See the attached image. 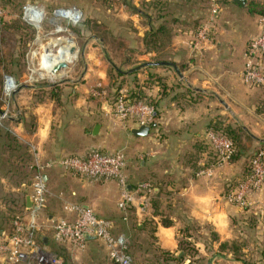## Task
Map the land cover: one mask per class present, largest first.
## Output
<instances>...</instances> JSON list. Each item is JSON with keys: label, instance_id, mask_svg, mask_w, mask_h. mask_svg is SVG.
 Returning <instances> with one entry per match:
<instances>
[{"label": "crops", "instance_id": "0c3cea01", "mask_svg": "<svg viewBox=\"0 0 264 264\" xmlns=\"http://www.w3.org/2000/svg\"><path fill=\"white\" fill-rule=\"evenodd\" d=\"M152 1L126 0L105 8L111 32L128 46L131 42L140 46L144 34L160 24L171 30L163 59L175 63L181 76L172 66H145L138 70L136 82L122 88H135L137 83L139 92L154 99L157 114L147 135H134L135 122L113 116L108 98L91 96L90 89L97 82L106 86L105 79L74 85L68 101L62 94L58 101L48 93L39 100L30 94L24 104L26 110L32 109L35 126L27 130L21 118L10 117L5 132L18 146L0 130V186L8 168L19 171L28 164L42 166L92 148L122 149L127 156L124 173L128 183L148 180L154 185L151 207L137 214L135 223L142 234L139 243H146L145 234L152 232L157 249L154 259L174 264H264V185L249 195V206L231 203L228 194L243 174L245 157L219 163L205 139L211 123L221 121L246 130L251 139L243 142L249 152L264 150V88L251 87L242 79L243 52L258 33L257 15L249 8L252 2L264 0H245V5L221 0L216 30L198 46H193V32L207 15V0ZM153 55L142 52L139 59L152 61ZM45 57L66 62L72 56L67 47H61ZM153 74L165 90L157 81H148ZM43 180L48 194L44 207L37 211L38 220L44 210L49 211L51 222L64 215L66 200L85 204L113 223L131 219L132 213L123 220L117 208L120 189L115 181H90L58 165L44 168ZM37 224L39 241L46 248L48 239L41 233L51 230V223ZM96 243L104 245L90 238L84 250ZM185 243L195 248L194 255L184 253ZM233 243H239L241 255L221 247ZM142 253L143 259H150L145 249Z\"/></svg>", "mask_w": 264, "mask_h": 264}, {"label": "rangeland", "instance_id": "374dc122", "mask_svg": "<svg viewBox=\"0 0 264 264\" xmlns=\"http://www.w3.org/2000/svg\"><path fill=\"white\" fill-rule=\"evenodd\" d=\"M26 4L36 7L38 14L34 22L24 16L23 7ZM107 6L108 3L105 0H0V8L3 11L0 24V67L2 71L0 116L2 111H6V116L0 117V130L8 131L6 127L10 117L16 120L21 118L27 130L35 126L32 109L26 110L24 104L30 94L39 100L48 93V96L54 97L57 101L62 98V94L68 101L74 85L87 80L95 83L105 79V82L108 81L105 86L108 91L106 98L110 99L118 89L129 87L137 80L138 70L124 74L117 69L126 71L142 62L137 52L140 49L139 43L131 42L129 53L125 52L120 56L117 49L116 51L113 49L114 44L104 39L111 32L105 12ZM68 8L72 11H70V17L63 18L58 15L60 9ZM255 19L258 26V16ZM72 46L75 47V51L71 53L70 60H66L67 66L57 74L53 73L52 68L58 61L56 58H46L45 54L48 52L54 54L61 47H67L70 50ZM53 60L55 61L52 62ZM6 77L13 82V87L9 92L3 89ZM109 89H111L110 93ZM8 169L10 171L4 173V181L2 180L0 186V227L9 224L17 206L19 193H22L14 188L20 181L26 180L27 183L32 173L29 168L22 169V171ZM48 215L49 211L44 210L37 222L50 224ZM130 217L131 219L125 224L115 221L113 232L125 234L134 264L161 261L153 258L157 249H155L152 232L145 234L146 243H139L138 240L142 234L135 224L137 223L136 214L132 212ZM41 235L48 239L46 248L55 251L61 257V264H113L109 260L106 248L101 243H96L90 250L87 248L81 251L57 245L50 238L51 230L43 229ZM184 245L188 246L190 255L195 254L193 246L189 243ZM143 249L150 257L149 260L143 259ZM0 264L5 263L0 260Z\"/></svg>", "mask_w": 264, "mask_h": 264}, {"label": "built area", "instance_id": "2783aa9c", "mask_svg": "<svg viewBox=\"0 0 264 264\" xmlns=\"http://www.w3.org/2000/svg\"><path fill=\"white\" fill-rule=\"evenodd\" d=\"M120 3L121 0H109ZM207 15L193 32V46L211 39L216 29L217 20L221 13V0H207ZM67 10V11H66ZM60 9V17H70V9ZM72 12V11H71ZM24 16L31 22L38 14L34 5L23 7ZM3 11L0 8V24ZM258 33L251 37L243 52L244 67L242 79L253 87L264 88V17L258 16ZM13 82L7 77L3 89L9 92ZM94 98L106 99L108 91L100 82L90 89ZM126 89H119L112 102L113 116L120 120L130 119L137 126L151 125L155 108L150 103L149 96L139 93L129 97ZM1 116H6L2 111ZM0 116V117H1ZM206 141L212 147L219 163L229 162L234 152L231 139L223 133L209 129L205 134ZM250 171L246 178L228 194L231 203L245 208L249 206V195L264 185V151L257 149L250 158ZM55 165L65 172L75 173L90 181H115L119 185L117 208L123 220L132 212L144 214L151 207L154 186L148 180L129 184L124 170L127 156L122 149L106 152L99 149H89L83 155H66L58 159L46 161L42 166H36L37 172L33 177L30 196L37 208L26 209L14 216L7 230L0 231V260L5 264H61V257L44 248L39 241L37 229V211L46 202L48 188L43 180V169ZM64 215L52 220L50 229L52 239L61 245H68L76 250H84L90 238L100 240L107 249L109 260L113 264H134L128 250V239L123 233H114V223L99 217L87 205L66 200L62 204ZM29 212V215H28ZM149 264H173L167 261H156Z\"/></svg>", "mask_w": 264, "mask_h": 264}, {"label": "trees", "instance_id": "16d2710c", "mask_svg": "<svg viewBox=\"0 0 264 264\" xmlns=\"http://www.w3.org/2000/svg\"><path fill=\"white\" fill-rule=\"evenodd\" d=\"M108 3L109 7L110 5L114 4L109 0H105ZM121 2H125L126 0H121ZM152 3H156L155 0L152 1ZM250 12L253 14H256L257 16H262L264 17V2H252L249 8ZM200 22L196 25V28L199 26ZM194 30V31H195ZM108 33V31H107ZM107 38H104L105 40H107L108 42H110L113 45V49H117V53L122 56L125 52L126 54L129 53V46L126 45V43L124 44V42H122L121 40H119L117 38V36H114L111 32L109 34H107ZM170 37H171V30L164 24H160L157 27H152L150 28L143 36L142 41H141V45L139 46V50L137 51L138 53H154L153 56H151V60L152 61H166L163 59L164 57V50L165 48L168 46L169 42H170ZM134 51V50H133ZM116 53V54H117ZM117 54V56H119ZM119 73V72H118ZM1 75H2V71H1V67H0V80H1ZM119 75H121L119 73ZM151 76V80L148 81H157L158 84L162 87L163 90L166 89V86L164 85V83L160 80V78L155 77L154 74L150 75ZM136 82V80L134 81ZM135 88H131L128 89V92L130 94V98L138 96L139 95V91L137 90V83H134ZM148 85V82H147ZM121 89V88H120ZM109 93L111 92V89H109ZM119 90V89H118ZM117 90V91H118ZM117 91L115 92V94L113 96H111V98H108V102L109 105L112 104V102L115 99V96L117 94ZM187 91H191V90H186ZM150 103L153 105V107L155 108V114H154V118L156 117L157 114V107H156V103L154 101V99H152L151 97L149 98ZM152 124V123H151ZM209 129L215 131V132H219V133H223L226 137H228L229 139L232 140L233 145H234V152L233 155L231 156L229 161H232L235 158H238L240 156H244L245 157V168L243 171L242 176L236 181V183L232 186V187H236L237 185H239L245 178L246 176L249 174L250 171V158L253 155V153L257 150H255L253 153L249 152L244 144V139H251V136L246 132V130H244L242 127L237 126V127H233L229 124H225L221 121H215L213 123H211V125L209 126ZM5 132V131H4ZM5 135L7 136V139L14 142V145H17V142L15 141V139L13 138V136H11L8 132H5ZM264 151V150H263ZM30 169L31 173V177L30 180L26 183V180L20 181L17 183L16 188H19L18 191L22 192L21 194L19 193V198L18 201L16 202V209L13 212L10 220H9V225L12 221V219L14 218V216L20 212H22L25 208V199L26 196L30 194V188H31V184L33 181V177L35 175V173L37 172L36 167L34 165H30L28 164V167ZM22 171V170H19ZM154 186V185H153ZM26 187L28 189H26ZM21 195V196H20ZM2 230V229H1ZM0 230V231H1ZM187 244V243H186ZM222 248H229L230 250H232L233 254L235 256H239L241 255V247L239 245V243H233L230 246H226V244H221ZM183 250L185 251V254H189L188 251V246L185 247V245L183 244ZM263 256H264V252H263ZM183 255L180 257L182 258ZM177 259V258H175ZM163 261H167L170 262L168 260H163ZM172 263V262H171ZM174 264V263H173Z\"/></svg>", "mask_w": 264, "mask_h": 264}, {"label": "water", "instance_id": "95a60500", "mask_svg": "<svg viewBox=\"0 0 264 264\" xmlns=\"http://www.w3.org/2000/svg\"><path fill=\"white\" fill-rule=\"evenodd\" d=\"M238 4L240 5H245V0H235ZM71 53H73L75 51V47L72 46L70 47V50H69ZM109 62H111L109 60ZM155 65H168V66H172L174 68V70L176 71V73L181 76V73L180 71L178 70L177 66L175 63L171 62V61H145V62H142L140 63L139 65L135 66V67H132L126 71H121L119 69H117L118 71L124 73V74H127V73H132L136 70H139L140 68H143L145 66H155ZM67 66V64L63 61H60L58 63H56L53 68H52V72L53 73H57L59 72L61 69L65 68ZM98 125H96L95 129L97 128ZM151 128V125H142V126H139L135 129L132 130V133L136 136H145L147 135L148 131L150 130ZM94 134H96L97 131H93ZM25 202H26V209H32V208H37L35 205H33V202H32V199H31V196L30 195H27L26 196V199H25Z\"/></svg>", "mask_w": 264, "mask_h": 264}, {"label": "bare ground", "instance_id": "6f19581e", "mask_svg": "<svg viewBox=\"0 0 264 264\" xmlns=\"http://www.w3.org/2000/svg\"><path fill=\"white\" fill-rule=\"evenodd\" d=\"M53 42V41H52Z\"/></svg>", "mask_w": 264, "mask_h": 264}]
</instances>
